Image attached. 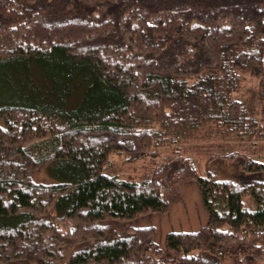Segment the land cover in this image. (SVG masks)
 <instances>
[{
  "label": "trees",
  "instance_id": "obj_1",
  "mask_svg": "<svg viewBox=\"0 0 264 264\" xmlns=\"http://www.w3.org/2000/svg\"><path fill=\"white\" fill-rule=\"evenodd\" d=\"M263 64L264 0H0V66L41 71L60 100L0 88V264L264 261V163L207 157H241L255 179L239 185L199 170L186 146L195 133L256 144ZM245 75L257 79L255 114L239 96ZM139 156L160 162L105 173L113 157ZM181 181L198 187L200 229L159 247L154 229L126 227L165 213Z\"/></svg>",
  "mask_w": 264,
  "mask_h": 264
},
{
  "label": "rangeland",
  "instance_id": "obj_2",
  "mask_svg": "<svg viewBox=\"0 0 264 264\" xmlns=\"http://www.w3.org/2000/svg\"><path fill=\"white\" fill-rule=\"evenodd\" d=\"M7 69L0 66V84L2 85L0 88L6 95L12 96L13 94H17L18 96L21 95L28 98L36 96L44 98L52 106H56L60 102L55 94L56 92H54V88H52V80L49 77L47 78L41 71L38 72L31 68L29 74L23 72L14 78L15 74L7 72ZM7 84L10 85V89L7 88ZM242 85L246 89L244 95L239 94L242 99V105L252 114L259 112L260 102L255 99L257 96V79L245 75ZM15 89L18 92H13ZM192 138L193 140L187 141L186 145L189 147L188 156L192 157L193 162L199 170H203V168L209 166V170L215 171L220 179L231 180L236 184L242 185L255 179V176L250 177L249 174L241 171L239 167L242 163L241 157H236L233 160H217L210 164L206 159L211 153L238 152L264 163V135L260 139L251 140L256 142L254 146L248 142L240 143L233 134L221 138L218 135L210 136L205 133H195ZM170 155L167 154L166 156L169 157ZM121 157H113L105 173L115 174L125 172L128 176H133L142 174L150 166V161L160 162L159 156H150L146 160L140 159L139 156L133 163L124 164ZM48 173V169L44 167L38 174L34 173L32 178L35 181H39L46 174L48 175ZM171 189L169 206L165 213H146L125 224L126 227L134 229H154L151 241L159 247L163 246L165 236L168 233L195 232L206 223L208 218L198 187L193 181L175 183L171 186ZM250 264H264V261H252Z\"/></svg>",
  "mask_w": 264,
  "mask_h": 264
}]
</instances>
